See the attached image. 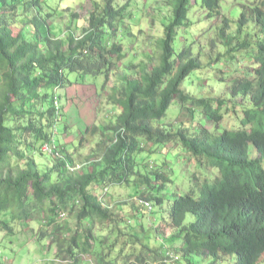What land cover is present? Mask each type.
<instances>
[{
  "label": "trees",
  "instance_id": "trees-1",
  "mask_svg": "<svg viewBox=\"0 0 264 264\" xmlns=\"http://www.w3.org/2000/svg\"><path fill=\"white\" fill-rule=\"evenodd\" d=\"M255 1L241 7L236 28L238 36L253 31L252 42L247 35L229 49L233 38L221 43L227 52L251 49L257 65L251 79H235L231 85V104L238 101L233 108L242 112L237 129L216 136L200 127L193 132L181 126L174 132L153 126L177 99L218 128L230 103L183 93L182 83L201 62L177 31L189 27L188 13L196 1L165 0L170 15L162 19V36L151 59L122 67L123 75L105 97L117 114L102 127L89 116L80 142L96 133L100 140L90 150L87 166L72 172L69 168L77 160L54 142L63 110L59 92L78 85L70 80L72 75L101 77L96 90L100 97L117 65L131 52L136 55L130 5L121 0L93 2L86 26L72 30L68 25L60 36L48 24L57 12L49 0H0V234L14 236L16 224L28 226L40 215L44 225L34 237L48 250L55 248L51 264H80L87 256L97 264H264V0ZM202 3L207 17L220 19L224 38L230 20L221 13L220 0ZM70 101L66 98L68 106ZM246 101L250 109L240 107ZM52 142L58 156L41 151ZM171 145L184 153L180 171L192 164L193 176L169 167L167 178L160 161L168 155L164 151L155 158V169L149 168L147 161L159 153L155 151ZM250 146L256 158H250ZM38 156L52 160V168L42 172ZM122 185L136 188L129 215H123L122 205H104L108 189ZM138 207L147 212L142 215L151 226L145 228L142 221H135V227L126 224L135 219ZM68 213L75 229L63 221ZM119 221L125 222L128 234L108 226ZM99 225L109 232L102 234ZM107 240V251H102ZM0 264L8 263L5 259Z\"/></svg>",
  "mask_w": 264,
  "mask_h": 264
},
{
  "label": "rangeland",
  "instance_id": "rangeland-1",
  "mask_svg": "<svg viewBox=\"0 0 264 264\" xmlns=\"http://www.w3.org/2000/svg\"><path fill=\"white\" fill-rule=\"evenodd\" d=\"M195 1L188 13V20H190L189 27L181 28L177 31V34L185 37L186 41L188 40V43L191 45L192 54L194 57L199 58L201 67L198 71L192 72L184 80L182 91L185 95L192 96L193 98L211 97L213 99L230 101L227 107V114H225L224 120L216 128L200 111L190 110L186 105L181 104L175 99L164 118L154 122L153 126L174 132L180 129L181 126L193 128V132L197 129L196 127H200L212 133L216 132V136H220L225 129H237L238 123L242 118L241 109L233 108V105L235 106L238 101L231 104L234 101L231 95L233 81L235 79L242 81L244 77L251 79L252 70L254 67H257L252 61L253 52L251 49L247 51L227 52L221 43L225 42L226 38H233L234 40L227 48L229 49L241 43L247 35L248 40L252 42L254 38L253 31L245 30L243 36H238L236 28L242 10L241 7L246 4L251 5L256 1L220 0L221 13L230 20L229 26L225 30L224 38L219 32L220 28L224 27L219 22L220 19L216 20L213 17H207V11L203 6L202 0ZM93 2L99 3L100 0H49L52 9L57 12L51 18L52 21L51 19L48 20V24H53L54 28H57V34L60 36L63 35L64 29L66 30L68 25H70L72 30H82L86 26L89 14L92 12ZM119 3H128L130 5L129 26L131 24L132 32L138 37L137 40L134 39L137 48L136 55L134 52H131L130 55H127L126 59L117 65L115 74L113 76L110 75L111 79L104 86L105 90H101L100 97H98L96 90L98 89V83H101L100 85L102 86L101 77L98 79L87 77L83 80L82 78L76 79V76L72 75L70 80L72 82L78 80V85L75 84L71 88L59 92L60 96H62V105L60 106H63V110L60 111L61 119L56 127L54 142L56 144L62 143L61 148L70 151L74 159L77 160V166H81L82 168L87 166L84 164L90 154V150L100 140V134L96 133L94 135H85L82 142H80V132H84L85 123L88 122L89 116H94L95 125L102 127L105 121H110L117 114L115 108L107 104L105 97L110 93L116 81L123 75V66H129V64L138 66L140 63L151 59L153 46H155L157 39L162 36V19L170 15L165 0H121ZM44 9L47 8L44 7ZM72 13H75L76 17H73L71 20ZM179 44V39L177 40L176 38L174 43L176 52L179 49ZM185 44H182L181 47ZM133 54L134 56H132ZM218 54H220L219 57H217ZM137 70L138 68L133 71ZM66 98L71 99L69 106L67 105ZM238 99L241 100V96ZM240 107L242 109L251 108L249 101L243 102ZM66 125H68V129L65 132L64 127ZM249 149L251 151L250 158H256L258 155L255 149L252 146ZM163 151L167 152L166 154L168 155H165ZM157 152H159L158 155L151 157L147 163L149 168L154 167L155 169V158L165 155L164 157H160V161L163 163L162 171L167 178L170 175L169 167L173 168L175 173H180L183 176L189 174L193 176L196 173L192 170V164L181 166L183 171H180L179 165L184 163L182 159L184 153L181 152L180 148L171 145L162 147L159 151H155V153ZM141 157L144 156L140 155L138 158L140 159ZM166 157H168V161ZM187 158H190L187 162L193 163L191 157ZM36 160L42 172L52 168L53 161L48 159L47 156H38ZM201 174L202 171L197 172V176ZM135 190L136 188L133 185L113 186L108 189L104 205L110 208H119L122 205L123 215H129V203L131 199L135 198ZM143 213L147 212L138 207V210L134 213L135 219L131 220L128 218L130 221L126 224L135 227L138 221H142L145 228L151 226L147 215H142ZM63 221L72 229H75L76 221L69 213L68 217ZM123 223L125 222L119 221L118 224L111 223L108 226L115 227L122 233L128 234L129 230L127 231L126 225ZM43 225L44 219L40 215H36L33 221L29 222L28 226L22 227V224H16L14 236L4 237L0 234V263H3L6 259L8 264H51V261L55 260V248L52 247L51 250H48L45 242L38 243L34 237L35 230L37 231ZM97 228H100L102 234L109 232L108 229H105V225H99ZM135 231L139 232L137 228ZM95 234L97 233L95 232ZM115 234L112 231V235H109V238L115 239ZM146 234H149V231ZM109 244L107 240L101 246V250L107 251ZM179 254L181 255V253ZM87 260L89 262H86ZM82 262H85L84 264H97L96 260L90 256L82 257L80 264H83Z\"/></svg>",
  "mask_w": 264,
  "mask_h": 264
},
{
  "label": "built area",
  "instance_id": "built-area-1",
  "mask_svg": "<svg viewBox=\"0 0 264 264\" xmlns=\"http://www.w3.org/2000/svg\"><path fill=\"white\" fill-rule=\"evenodd\" d=\"M56 150H57L56 146L53 142L50 144H44L41 148V151L43 153L50 155V156H58V153ZM61 217H63V215Z\"/></svg>",
  "mask_w": 264,
  "mask_h": 264
},
{
  "label": "clouds",
  "instance_id": "clouds-1",
  "mask_svg": "<svg viewBox=\"0 0 264 264\" xmlns=\"http://www.w3.org/2000/svg\"><path fill=\"white\" fill-rule=\"evenodd\" d=\"M54 143V142H53ZM45 154V153H44ZM72 172H74L75 170H77V169H80V167L79 166H77V167H75V168H69ZM62 216V215H61ZM60 216V217H61ZM61 218H63V217H61Z\"/></svg>",
  "mask_w": 264,
  "mask_h": 264
},
{
  "label": "bare ground",
  "instance_id": "bare-ground-1",
  "mask_svg": "<svg viewBox=\"0 0 264 264\" xmlns=\"http://www.w3.org/2000/svg\"><path fill=\"white\" fill-rule=\"evenodd\" d=\"M260 132V131H259Z\"/></svg>",
  "mask_w": 264,
  "mask_h": 264
}]
</instances>
